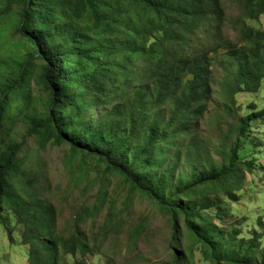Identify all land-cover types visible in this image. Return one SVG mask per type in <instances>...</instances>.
Instances as JSON below:
<instances>
[{
    "label": "trees",
    "instance_id": "1",
    "mask_svg": "<svg viewBox=\"0 0 264 264\" xmlns=\"http://www.w3.org/2000/svg\"><path fill=\"white\" fill-rule=\"evenodd\" d=\"M240 1L248 19L264 17V0ZM223 19L221 0H0V28L8 21L13 30L0 37V221L7 223L9 210L24 225L29 264H88L65 259L101 246L82 229L90 209L69 237L58 233L47 185L27 168L24 141L11 135L21 121H28L25 137L41 146L68 145L83 178L92 166L103 168L104 178L121 177L131 195L151 197L170 215L172 244L182 236L180 223L206 247L212 264H264V255L256 262L250 257L261 233L246 246L237 243V233L213 244L221 236L210 239L205 229L210 208L224 215L210 194L254 172L255 162L242 160L240 150L253 124L264 121V108L251 105L238 118L237 136L221 151L220 165L202 147L203 170L175 188L171 182L177 165L169 162L202 146L198 129L213 96V44L220 34L204 41L202 32L220 29ZM242 36L246 45L229 50L237 64L236 81L226 91L231 99L259 91L264 81V29L245 25ZM33 81L39 97H33ZM174 260L187 264L182 253Z\"/></svg>",
    "mask_w": 264,
    "mask_h": 264
},
{
    "label": "rangeland",
    "instance_id": "2",
    "mask_svg": "<svg viewBox=\"0 0 264 264\" xmlns=\"http://www.w3.org/2000/svg\"><path fill=\"white\" fill-rule=\"evenodd\" d=\"M224 19L220 29L204 30V41L210 35L220 33L214 40L213 48L218 49L212 61V92L200 128L198 129L201 147L192 148L182 154L177 165L172 183L174 188L192 179L198 170H203L205 162L200 158V149L204 147L212 153V163L223 162V149H229L237 136L239 117L250 113L251 105L257 110L264 108V81L256 92L242 91L231 99L227 91L236 81L237 64L229 57V50L243 47L246 42L242 32L244 26L264 29V17L250 20L246 16L240 0H221ZM12 25L7 21L0 28V37L12 35ZM10 46L13 44H9ZM21 51L22 46H20ZM12 55V53H10ZM33 97L40 94L35 81L31 83ZM44 97V96H43ZM43 101V100H42ZM43 109L40 100L35 101ZM28 121H21L13 127L11 135L16 142L24 141L23 154L29 157L27 168L38 171L42 185H47L45 195L58 211L57 231L63 237H69L75 231L76 220L86 215L82 229L92 245L100 249L86 256L65 259L68 262L86 261L88 264H175L174 253H182L187 264H212L206 257V247L190 235L179 223L181 234H177V245L172 244L170 215L158 206L151 197L139 192L131 195L128 185L119 176L104 178L103 168L93 167L83 178L76 170L77 160L71 159L69 146L61 147L51 143L41 146L34 136H26ZM25 137V139H24ZM24 139V140H23ZM240 158L255 162L254 172H247L241 183L231 185L230 190H215L210 194L213 201L221 203L222 215H216L215 208H210L205 229H210L213 244L224 242L229 235L237 233L238 244L247 245L255 231L261 233L259 247L251 250V259L260 261L264 255V121L255 122L243 140ZM224 146V148H223ZM200 163L201 165H197ZM104 190L105 195L98 197ZM131 198V201L128 199ZM98 204L99 209L93 208ZM221 208V207H220ZM112 211V214H109ZM112 215V216H111ZM7 223L0 221V264H29V246L22 243L24 225L14 214L6 210L3 214ZM261 219L262 225H259ZM181 225V226H180ZM210 232V233H211ZM12 236V241L10 240Z\"/></svg>",
    "mask_w": 264,
    "mask_h": 264
}]
</instances>
